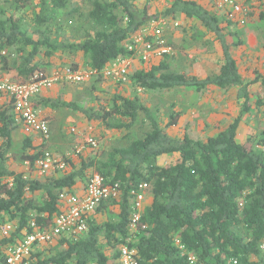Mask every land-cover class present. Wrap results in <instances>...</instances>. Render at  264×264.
Segmentation results:
<instances>
[{
	"label": "trees",
	"instance_id": "trees-1",
	"mask_svg": "<svg viewBox=\"0 0 264 264\" xmlns=\"http://www.w3.org/2000/svg\"><path fill=\"white\" fill-rule=\"evenodd\" d=\"M75 1L4 0L5 6H0V67L4 75L23 84L49 67L101 72L114 60L129 56L127 46L134 35L159 18L183 19L205 29L223 54L220 70L199 77L194 72H172L166 60L170 57L154 59L133 65L125 80L99 76L80 83L112 81L116 85L113 96H98L91 107L61 99L49 101L53 108H69L114 132L130 131L140 114L152 124L143 138L106 150V155L62 159L66 167L49 177L14 172L9 167L8 154L19 119L11 99V106L0 111V264L28 235L52 229L64 209L60 193L86 189L95 174L102 176L106 185L118 186L119 195L86 215L84 232L36 244L22 264H122L124 247L136 251L139 264H264V128L245 143L237 140L244 115L253 114L254 106L264 111V78L244 77L233 56V48L243 41H235L236 33L229 29L242 25L196 0H167L161 9L152 5L157 0H143V8L134 0H81L88 10L80 13L78 35L69 37L60 14ZM79 11L73 8L70 12ZM173 28L170 24L166 30L169 40ZM259 82L261 91L252 102L251 87ZM127 86L152 92L234 90L241 111L215 136H172L168 130L178 125L179 116L173 115L162 126L137 94L126 97L122 93ZM24 150L22 160L36 170L45 154L52 152L48 143L34 147L29 136ZM165 157L173 159L163 162ZM142 184L148 185L145 196L151 200L145 201L133 228L136 210L132 191ZM109 213L118 219L113 221ZM6 224L12 225V231L3 235Z\"/></svg>",
	"mask_w": 264,
	"mask_h": 264
},
{
	"label": "rangeland",
	"instance_id": "rangeland-1",
	"mask_svg": "<svg viewBox=\"0 0 264 264\" xmlns=\"http://www.w3.org/2000/svg\"><path fill=\"white\" fill-rule=\"evenodd\" d=\"M134 1L139 7L143 8V3H145L143 0ZM80 3L81 0H76L75 3L68 6L69 8L60 14L63 22L68 25L67 36L69 37L78 35L82 28V17L80 13H85L88 10V4L84 2ZM152 5L159 9L164 8V5L161 4L159 0L154 1ZM0 6H5L4 0H0ZM73 8H77L80 11L71 14L70 11ZM177 22L179 26L174 27L170 34V41L174 45L176 54L174 57L166 59L170 64L171 71L185 73L194 72L199 77H204L205 75L213 76L215 72L220 69L223 56L218 43L211 35L206 34L205 29H202V27L198 29L194 27L196 25L183 19ZM229 31L231 33H236L235 41H243L241 46L233 48L232 50L233 56L239 61L242 74L248 78L252 70H254L255 73H260L259 66H257L259 61L257 54H255L254 51V53H247L246 39L248 37H245V33L247 32L249 33L247 35L251 34L253 37L257 36L260 42H264V23L259 24L253 20L242 27L231 26ZM133 69H135V67H133ZM255 78L256 76L253 79ZM116 90V85L112 81H103L100 82V84L88 83L85 84L84 89L81 91L79 90L76 94L77 98L80 99L76 101V103L82 107H91V105L95 103L96 97H111L116 93ZM251 90L254 93L257 91L256 94L251 95L252 102H255V95H257L259 91L252 88ZM121 91L126 97H132L137 94L136 96L143 101L145 106L152 112L153 117L160 122L162 126L168 124L173 115H178V125L168 130L170 135L177 137L184 134H190L195 139H206L209 136H215L222 129L228 127L241 111V105L237 100V95L234 90L225 91L212 89L204 92H197L194 88H175L169 91L152 92L141 91L133 86H127L126 90ZM252 112L253 114L244 115L243 117V123L237 138L240 143H245L251 136L254 138L259 134L260 128H264V118L262 117V113L264 112L263 109L257 110L254 106ZM85 122L93 124L95 130L94 137L99 142V148L97 150H92L85 142V138L81 139V141L83 140V144L81 145H84L85 149L89 150V157L106 155V150L115 147H124L134 140L143 138L144 135L152 129L150 120L147 119L144 114H140L133 128L125 133L106 130L98 122L88 120H85ZM81 126L82 125H79V127ZM62 135L63 134H60V136ZM73 135L77 136V134L70 129L68 132L69 137H67L66 142L58 146L59 151H71L73 143L76 142V140H73ZM52 139L51 137V140ZM24 151L22 144L16 143V145H13V148L8 154L9 167H12L11 169L15 170L17 168L21 170L24 167L25 160L20 158V155L24 153ZM75 154L80 156L83 153L75 152ZM64 157L67 158L69 156L64 155ZM11 159H13L12 162ZM172 159V157H165L163 162H170ZM34 169H31V172L33 171L34 175L41 177L39 175V167L37 170ZM54 171L56 170L45 174L44 177H49L54 174ZM19 172L30 174V171H24V169ZM38 200H40V198H38ZM108 216L113 221L118 219L115 215L110 213Z\"/></svg>",
	"mask_w": 264,
	"mask_h": 264
},
{
	"label": "built area",
	"instance_id": "built-area-1",
	"mask_svg": "<svg viewBox=\"0 0 264 264\" xmlns=\"http://www.w3.org/2000/svg\"><path fill=\"white\" fill-rule=\"evenodd\" d=\"M159 1L163 4L167 3V0ZM196 1L208 3L215 11H219L229 20L245 26L248 24L251 3L264 0ZM170 24H173L174 27L179 26L177 21H169L167 18L153 19L135 34L133 40L128 44L129 56L114 60L101 72L84 69L73 70L70 67L53 68L50 71H38L30 81L19 84L13 81L11 76L4 75L0 67V92L5 93L13 100L15 111L24 123L26 132L40 136L42 144L48 143L51 136L49 124L33 106L35 97L58 84H80L99 76L117 81L120 79L125 80L128 71L136 63L147 64L154 59L173 57L176 51L166 36V30ZM85 142L92 150L99 148V142L92 134L86 136ZM65 167L66 163L63 160L48 152L45 154L44 159L39 162V175L44 176L53 170H62ZM146 189H148V185L142 184L138 189L132 191L136 210L133 218V228L140 220L146 200ZM118 195V186L106 185L104 178L98 174L91 177L83 194L60 193L59 196L64 204V209L56 218L52 229L47 231L36 230L28 235L23 242L9 250L8 257L3 264H22L30 257L36 244L51 243L63 235L84 232L87 228L86 215L93 213L103 201L115 199ZM32 226L36 227L35 224H32ZM11 231V224H6L2 228L3 235L9 234ZM262 249L264 250V245ZM121 261L122 264H139L136 259V251L129 247L122 249Z\"/></svg>",
	"mask_w": 264,
	"mask_h": 264
},
{
	"label": "crops",
	"instance_id": "crops-1",
	"mask_svg": "<svg viewBox=\"0 0 264 264\" xmlns=\"http://www.w3.org/2000/svg\"><path fill=\"white\" fill-rule=\"evenodd\" d=\"M249 9H250V13L248 16V23L253 20L259 24L264 23V1H256L254 3H251V7ZM247 34L249 33L247 32L245 33V37H248L246 39L247 53L255 52V54H257L259 58L257 66H259V69H260V73L258 74L255 73L254 70H252L248 79L254 80L253 78L255 76L257 77L258 75L264 78V42H260L257 36L253 37L251 36V34L250 35H247ZM52 69L53 67L52 68L49 67L48 71ZM219 70H217L214 75L218 74ZM207 76H212V75H205L204 77H207ZM84 88H85V85L83 84L82 85L58 84L49 90H45L44 92H42L40 95H38L37 97L33 99V106L35 107L39 115L42 118H44L49 124L50 133H51L50 140H51V137L53 139L51 141L49 140L48 145L51 147V151L53 155L59 159H62V158L64 159L65 158L64 155H66V156H69L67 157L68 159L70 158L71 160L78 161L79 156L78 154L76 155L75 152L83 153L81 155H84L85 157H87L89 154V150L85 149L84 145H81L83 144V140L81 141V139L86 138V136L90 134L94 135L95 130H94L93 124L86 123L80 114L74 112L73 110L69 108H53L50 106L49 101H53L56 99H61L66 102L79 101L80 99L77 98L76 94L78 93L79 90L81 91ZM251 88L254 90H258L260 92L261 83L260 82L256 83ZM251 93L253 95V94H256L257 91L254 93L251 90ZM11 101L12 100L8 95L0 94V111L10 107L12 103ZM79 125H82V126L79 127ZM70 129L72 132L77 134V136H74V135L72 136L74 138L73 140L74 141L76 140V142L73 143L71 151H67V152L59 151L58 146L66 142L67 137H69L68 132ZM25 132L26 130H25L24 123L22 122L20 118L17 119L16 126L13 131V145H16V143L17 144L20 143V145L22 144V147L24 148V141L26 140L28 136L32 139L34 147L38 148V146L42 145L40 136L36 134H28L27 132L26 133ZM60 134H63V135L60 136ZM23 154L24 153L20 155V158L22 157ZM12 160L13 159H11V162ZM22 169H24V171H30V174L34 173L33 171L31 172L32 167L29 161H25V165ZM11 170L14 172L21 171V170H18L17 168L15 170L14 169H11ZM84 191L85 189L81 187V189H79V192H77L76 194L81 195L84 193ZM147 200L148 202H150L151 198L149 197Z\"/></svg>",
	"mask_w": 264,
	"mask_h": 264
}]
</instances>
